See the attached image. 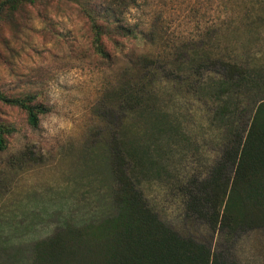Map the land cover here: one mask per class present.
Wrapping results in <instances>:
<instances>
[{"label": "trees", "instance_id": "trees-1", "mask_svg": "<svg viewBox=\"0 0 264 264\" xmlns=\"http://www.w3.org/2000/svg\"><path fill=\"white\" fill-rule=\"evenodd\" d=\"M42 1L0 0V25L22 7ZM69 1L87 18L93 52L108 64L116 56L123 59L109 97L117 121L112 125L106 116L111 111L103 112L101 119L108 120L99 133L108 211L79 223L64 221L53 233L31 240L22 233L29 225H21L16 214L0 213V264H219L209 245L181 235L160 218L143 186L166 176L186 217L212 228L234 233L264 227V28L254 32L260 46L249 55L192 48L176 63L148 49L135 52L136 45L153 46L157 35L152 24L145 28L122 16L136 0H103L100 9L88 6V0ZM252 9H258L254 18L263 24L264 2ZM160 91L217 104L219 151L211 162L204 156L196 165L181 164L193 141ZM0 105L21 110L31 127L47 111L32 93L2 89ZM17 130L0 116V151ZM161 145H170V157Z\"/></svg>", "mask_w": 264, "mask_h": 264}, {"label": "rangeland", "instance_id": "rangeland-1", "mask_svg": "<svg viewBox=\"0 0 264 264\" xmlns=\"http://www.w3.org/2000/svg\"><path fill=\"white\" fill-rule=\"evenodd\" d=\"M88 1L90 7H103V0ZM260 2L264 0H136L122 16L145 28L152 24L157 33L153 46L136 45V53L148 49L177 63L175 59L183 61L192 48L249 55L260 46L254 32L264 28L254 18L258 9H252ZM90 39L86 16L69 0L26 5L0 25V89L32 93L47 107L38 126L31 127L21 110L0 105V116L18 128L0 151V213L16 214L21 225H29L23 229L24 239L42 238L64 221L79 223L108 211L109 183L99 133L108 118L112 125L117 121L109 97L123 59L116 56L108 64L93 52ZM160 93L193 141L181 164L196 165L204 156L211 162L219 151L217 104L203 96ZM109 111L112 114L102 120L101 114ZM142 140L150 141L147 135ZM161 146L170 157V145ZM178 161L175 153L172 162L176 166ZM165 177L143 186L165 223L209 245L219 264H264V227L229 233L186 217Z\"/></svg>", "mask_w": 264, "mask_h": 264}]
</instances>
